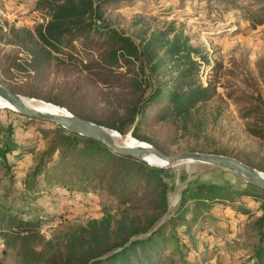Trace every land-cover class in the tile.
Instances as JSON below:
<instances>
[{"label": "rangeland", "instance_id": "374dc122", "mask_svg": "<svg viewBox=\"0 0 264 264\" xmlns=\"http://www.w3.org/2000/svg\"><path fill=\"white\" fill-rule=\"evenodd\" d=\"M82 6L68 0H0V84L135 143H155L165 154L216 151L264 173V16L250 21L243 11L261 13L264 0H114L99 6L98 19ZM94 19L98 29L75 30ZM152 63L160 70L159 85L172 86L169 93L177 91V101L183 95L187 101L182 107H175L169 97L153 102L145 110L146 124L134 137V120L152 88ZM8 122L15 149L7 156L14 162V185L21 188L34 164L31 152L44 149L55 127L0 105V124ZM21 145L30 150L16 158ZM97 160L96 167L103 163ZM154 167L162 170L163 186L154 188L148 201L126 210L123 205L106 207L116 201L104 195L79 192L68 199L59 187H50V193L56 190L54 203L45 194L38 198L51 216L39 219L36 249L76 230L93 247L101 239H134L143 234L128 237V231L158 225L175 210L181 191L212 184L229 189L213 190L200 200L188 198L186 219L195 210L199 214L192 220V239L180 236L187 245L182 249L186 264H252L250 244L264 216L263 192L250 194L244 180L231 171L200 162ZM142 182L136 181L132 202L143 194ZM178 222L177 229L183 231L185 223ZM169 227L163 233L169 234ZM9 247L0 238V264L14 263Z\"/></svg>", "mask_w": 264, "mask_h": 264}, {"label": "trees", "instance_id": "16d2710c", "mask_svg": "<svg viewBox=\"0 0 264 264\" xmlns=\"http://www.w3.org/2000/svg\"><path fill=\"white\" fill-rule=\"evenodd\" d=\"M110 1L114 0H68L72 4L79 2L83 5V10L87 9L89 15L96 19L100 15L99 6ZM56 8L62 7L57 6ZM243 11L250 21H255L256 15L264 16V9L258 14L253 9H244ZM96 19L84 23L75 30L98 29ZM106 31L117 36L115 30L106 29ZM102 33L105 32L98 34L102 35ZM118 37H120L119 34ZM122 38H119L121 43ZM117 43L118 40L111 45ZM151 71L152 88L146 97L143 109L134 120L131 130V136L134 137H138L136 133L140 126L146 124L144 122V118L147 116L145 110L153 102L161 97L164 99L169 97L175 107H182L187 101L186 95L177 101L178 92L169 93L172 86L159 85L160 70L156 63H152ZM185 71L189 72L190 70ZM181 93L185 94L186 92L181 91ZM20 116L31 121L40 120L27 115L20 114ZM81 118L85 119V117ZM40 121L53 125L55 130L43 150L31 152L34 164L30 166L27 176L23 178L21 188L14 185L15 176L12 170L14 162L7 156L15 149L14 129L11 122L5 125L0 124V172H2L0 176V238L10 243L9 249L11 248L15 255L12 264H186V252H183L182 249H185L187 245L180 236L185 235L188 240L192 239V226H194L192 220L194 221V218L199 214V210H195L194 214L186 219L188 198L191 196L195 200H200L201 197L208 196L213 190H228L229 186L198 184L191 191H181L175 210L168 217L162 219L158 225L153 228L151 226H136V229L128 231V237L135 233L143 234L134 239L125 238L119 243H107L106 239H101L98 241L99 245L93 247L86 241L87 236L83 233L79 234L76 230L72 234L66 235L65 233V238L57 243L49 240L43 241L41 246L36 249L33 241L37 239L36 227L41 222L39 219H42V216H51L43 204L38 201V198H44L42 196L45 194L51 204L54 203L56 190L54 193L49 192V188L53 185L62 189L59 194L65 198L70 199L79 192L86 195L91 193L98 196L104 195L116 201V203L109 202L106 207L113 209L123 205L122 209L125 210L144 203L153 193L154 188L160 190V186H163V181L159 176L162 171L160 168L150 166L144 160L137 159L132 155L118 153L98 140L73 133L53 122ZM60 138H63L65 143ZM153 146L164 152L157 144L153 143ZM17 149L19 152L15 154L16 158L23 151L30 150L23 145ZM199 151L208 152L206 150ZM68 158L70 160H67ZM97 158L103 160V163L98 167H96ZM68 174L72 177L67 178ZM140 179H143L141 183L143 194L136 202H132V197L135 195L134 185ZM245 184L248 186L247 190L250 194L264 193L263 189L253 184L247 182ZM162 201L163 211H165L167 209L165 198ZM104 212H108V210ZM57 215L60 216V214ZM178 221L185 223L183 231L179 232L177 229ZM167 227H169V234L163 233ZM255 232L257 238L250 244L249 261L252 264H264V216L259 220ZM136 247L137 249L134 250ZM167 247L171 248L170 253L165 252ZM176 254H178L177 258L174 257Z\"/></svg>", "mask_w": 264, "mask_h": 264}, {"label": "water", "instance_id": "95a60500", "mask_svg": "<svg viewBox=\"0 0 264 264\" xmlns=\"http://www.w3.org/2000/svg\"><path fill=\"white\" fill-rule=\"evenodd\" d=\"M0 98L6 101L13 110L19 114L53 122L73 133L98 140L118 153L129 154L144 161L148 157H155L166 164H174L181 161H194L208 164L231 171L245 182L264 190L263 173L233 156L198 151H183L178 154H165L147 145L125 146L115 141L110 134V129L69 113L65 109V113H52L35 109L23 101L22 98L24 97L12 92L2 84H0Z\"/></svg>", "mask_w": 264, "mask_h": 264}, {"label": "bare ground", "instance_id": "6f19581e", "mask_svg": "<svg viewBox=\"0 0 264 264\" xmlns=\"http://www.w3.org/2000/svg\"><path fill=\"white\" fill-rule=\"evenodd\" d=\"M23 101L32 106L35 109L41 110V111H46V112H52V113H65V110L62 108H59L57 106L54 105H50L38 100H34L31 98H27L24 97L22 98ZM0 105L2 106H6L9 107L10 109L13 110V108L4 100H2L0 98ZM110 134L113 136V138L115 139V141H117L118 143L125 145V146H135V145H140L143 146L144 144L141 142L136 141V143L134 142V140H132V138H130L129 136H122L119 133H117L116 131L113 130H109ZM145 161L150 164V165H154V166H165L166 163L163 161H160L158 159H156L155 157H148L145 159ZM264 176V173H263Z\"/></svg>", "mask_w": 264, "mask_h": 264}]
</instances>
